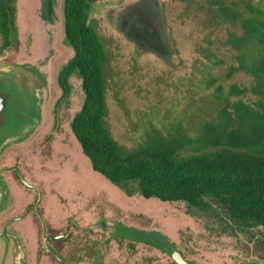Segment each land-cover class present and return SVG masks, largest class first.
<instances>
[{"label": "rangeland", "instance_id": "374dc122", "mask_svg": "<svg viewBox=\"0 0 264 264\" xmlns=\"http://www.w3.org/2000/svg\"><path fill=\"white\" fill-rule=\"evenodd\" d=\"M134 1L95 0L91 12L109 54L106 126L113 139L126 149L135 146L144 122L157 111L158 120L163 117L169 124L174 113L186 111V101L193 104L199 117L203 116L202 108L213 110L210 100L198 97L185 84L197 82L200 77V62L195 61L203 60L200 47L206 45L203 16L190 15L184 2L160 0L166 4L165 23L174 41V51L163 59L137 50L115 26L117 12ZM14 6L13 44L0 61H13L32 71L42 86L38 124L28 136L0 153L4 197L0 224L11 218L10 226L22 247V264L60 263L42 251L41 228L33 214L37 191L24 184L20 175L40 191L37 210L46 234L62 232L68 223L74 226L68 234L70 238L62 239L67 264L172 263L164 250L149 241L132 238L135 241L130 242L114 235H121L125 229L162 233L192 264L264 261V227L240 231L232 228L230 220L224 223L218 209L202 212L184 201L144 198L138 192L129 196L91 168L70 128L84 97L78 76L69 78V95L59 99L57 74L73 54L64 42L62 1H52V20L40 19L48 18L46 0H15ZM226 29L221 27L212 34L223 39ZM4 49L0 36V53ZM219 52L228 55L223 46ZM247 79L237 72L227 82L246 84ZM197 92L206 94L205 90ZM250 97L246 94L242 98ZM0 237V264H13L14 242L6 243Z\"/></svg>", "mask_w": 264, "mask_h": 264}, {"label": "trees", "instance_id": "16d2710c", "mask_svg": "<svg viewBox=\"0 0 264 264\" xmlns=\"http://www.w3.org/2000/svg\"><path fill=\"white\" fill-rule=\"evenodd\" d=\"M175 1L204 18L203 60L195 61L200 77L185 84L210 100L213 110L204 107L199 117L186 101V111L174 113L169 124L158 120L157 111L144 122L135 146L122 147L105 122L109 54L94 19L89 22L93 0H63L64 42L73 55L57 74L59 99L68 97L72 75L80 78L84 94L70 128L91 168L127 195L184 201L202 212L218 209L222 221L240 231L264 227V0ZM14 2L0 0L4 47L15 34ZM221 27H227L226 34L218 39L212 33ZM222 46L228 55L219 52ZM237 72L248 77L246 84L227 82ZM246 94L248 100L242 98Z\"/></svg>", "mask_w": 264, "mask_h": 264}, {"label": "water", "instance_id": "95a60500", "mask_svg": "<svg viewBox=\"0 0 264 264\" xmlns=\"http://www.w3.org/2000/svg\"><path fill=\"white\" fill-rule=\"evenodd\" d=\"M48 1V7L50 0ZM116 28L131 41L137 50L155 53L167 59L174 51V41L165 23L163 6L159 0H136L121 8L115 18ZM11 45V43H10ZM9 47V46H8ZM6 47L0 58L7 52ZM41 82L32 71L7 61H0V153L10 144L28 136L40 120ZM24 184L31 186L21 175ZM2 182L0 180V210L3 207ZM38 190V189H37ZM38 190L34 211L41 226L42 240L45 241V227L37 211L40 200ZM4 229L0 236L8 235L14 242L13 264H22V247L15 234ZM121 235L136 240L149 241L164 250L176 264H192L171 241L158 231L123 230ZM264 264L262 260L249 259Z\"/></svg>", "mask_w": 264, "mask_h": 264}, {"label": "flooded vegetation", "instance_id": "af4514ba", "mask_svg": "<svg viewBox=\"0 0 264 264\" xmlns=\"http://www.w3.org/2000/svg\"><path fill=\"white\" fill-rule=\"evenodd\" d=\"M23 1H26V0H23ZM52 1L53 0H50V5H49V7H48V3H47V0H46V12H47V16H48V18L47 17H40V19L41 18H44V19H47V20H52V13H53V9H52ZM62 1V11H63V0H61ZM94 1L95 0H93V2H92V4L94 3ZM160 1V0H159ZM162 6H163V8H164V5H163V3H162ZM91 12H92V5H91ZM91 12L89 13V22H90V18H91ZM62 15H63V26H64V13L62 12ZM92 19H94V18H92ZM95 21V20H94ZM95 23H96V21H95ZM96 26V25H95ZM97 29V28H96ZM10 43H11V45H10ZM10 43H9V47L8 46H6V47H8V49L12 46V44H13V42H12V40H10ZM66 46H68L67 44H65ZM5 47V48H6ZM68 47H70V46H68ZM71 49H72V47H70ZM72 51H73V49H72ZM149 53V52H148ZM73 55V54H72ZM72 57V56H71ZM70 57V58H71ZM69 58V59H70ZM1 168H0V170L2 169V166H0ZM0 174H1V172H0ZM108 181V180H107ZM31 188H34L36 191H37V193H38V187L37 186H35V185H32L31 184ZM38 189V190H37ZM40 192V191H39ZM40 196H41V194H40ZM41 198V197H40ZM38 211V210H37ZM33 214H34V216H35V218H36V220L38 221V223H39V225H40V222H39V219L37 218V216H36V214H35V211H34V205H33ZM40 214V213H39ZM41 216V215H40ZM1 217V216H0ZM10 219L11 218H7V220L5 221V222H3V223H1L0 224V232H3L4 231V229H6L7 231H9V233L10 234H16V232H15V229H13V228H11V226H10V223H9V221H10ZM42 221H43V223H44V220H43V218H42ZM57 223H60V222H57ZM70 223H68L66 226L65 225H63V224H61V227L62 226H65V229L62 231V232H59V233H57V234H51L52 236H50V235H48L49 233H45V236H46V239H45V241H43V243H44V245H43V248H42V251L43 252H45L46 254H49V255H52L60 264H67V262L64 260V255H63V249H64V247H65V242H63V238L65 239H67L69 236H68V234H69V232H72L73 231V227L74 226H72V224H71V226L69 225ZM60 225V224H59ZM58 225V226H59ZM44 227H45V223H44ZM40 228H41V226H40ZM67 229H70V230H68L67 231ZM46 230V229H45ZM48 231V230H47ZM8 233V234H9ZM1 238V237H0ZM3 238V237H2ZM70 238V237H69ZM41 239H42V236H41ZM7 242L6 243H8V241H12V238H11V235H8L7 236ZM6 243H4V245L6 244ZM6 246V245H5ZM71 264V263H70Z\"/></svg>", "mask_w": 264, "mask_h": 264}, {"label": "crops", "instance_id": "0c3cea01", "mask_svg": "<svg viewBox=\"0 0 264 264\" xmlns=\"http://www.w3.org/2000/svg\"><path fill=\"white\" fill-rule=\"evenodd\" d=\"M3 151H4V150H3ZM3 151H2V152H3ZM2 152H1V153H2Z\"/></svg>", "mask_w": 264, "mask_h": 264}]
</instances>
